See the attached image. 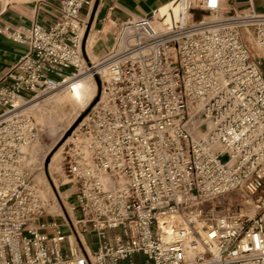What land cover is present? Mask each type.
Returning <instances> with one entry per match:
<instances>
[{
	"label": "built area",
	"instance_id": "obj_1",
	"mask_svg": "<svg viewBox=\"0 0 264 264\" xmlns=\"http://www.w3.org/2000/svg\"><path fill=\"white\" fill-rule=\"evenodd\" d=\"M174 1L179 16L161 31L159 8L123 23L114 36L125 44L101 71L84 51L88 0H61L49 26L0 28L27 46L0 77V264H264V12ZM91 69L97 91L54 185L72 189L56 216L65 235L32 182L25 147L36 126L21 109ZM232 191L245 210L216 211ZM84 233L96 236L91 250Z\"/></svg>",
	"mask_w": 264,
	"mask_h": 264
},
{
	"label": "rangeland",
	"instance_id": "obj_2",
	"mask_svg": "<svg viewBox=\"0 0 264 264\" xmlns=\"http://www.w3.org/2000/svg\"><path fill=\"white\" fill-rule=\"evenodd\" d=\"M220 14L221 13H219V15ZM204 15L210 16L211 18L214 17V14H210L206 11H195L194 19H198V17ZM90 33L92 34L90 44L92 47L97 35L94 29H92ZM251 53L255 54V51L252 50ZM87 57L93 63L99 61V59L95 56L91 57L88 54ZM93 70L94 69H91L90 71L85 72L76 79L63 82L57 89L48 91L38 98L31 99L32 101L30 100V102L22 108L27 115L33 118L36 126V136L30 144V147L27 149V152L31 155L32 160L30 166L31 177H33L34 181L37 183L43 184L50 195H52L50 188L53 189L60 204L62 200L63 203L66 201L69 205L72 197L66 199V196L61 197L59 194V191H65L68 186L59 187L58 192L55 190V178L59 180L61 176L55 171H59L60 169V161L63 156L62 153L67 149L68 145L72 141V135L78 133L79 131V124L82 120L84 112L86 111L81 112V110H83L89 103H92V99L95 97L97 91V81L96 77H93L91 73ZM89 74H91L92 78ZM71 125H73V129L69 133L66 132ZM77 126H79V128L72 134L73 130L76 129ZM69 135H71V138L67 140ZM65 140L67 141L65 142ZM64 142L65 144L63 145ZM62 145L63 148H61ZM59 153L60 155L58 156ZM52 157V160L55 159V161H53L49 168L48 165L45 164V161L47 158L50 160ZM61 171L64 174L63 164H61ZM64 205L67 207L65 203ZM215 205L216 211L229 206L230 210H238L240 208L245 210L246 207L245 203L242 201V194L238 191H232L219 197L215 201ZM75 216L76 218H81L79 210L75 211ZM59 221L60 219H57V222ZM78 228L80 231L83 230L81 225H79ZM61 231L63 233H67L69 232V229L66 226H61ZM84 236L90 247L93 249L96 241L95 234L84 233Z\"/></svg>",
	"mask_w": 264,
	"mask_h": 264
},
{
	"label": "crops",
	"instance_id": "obj_3",
	"mask_svg": "<svg viewBox=\"0 0 264 264\" xmlns=\"http://www.w3.org/2000/svg\"><path fill=\"white\" fill-rule=\"evenodd\" d=\"M60 1L0 0V28H7L9 31L19 26L27 27L33 22L49 26L56 19ZM248 1L252 2L257 12H264V0H220V12L223 15H230L233 12L242 11L247 7ZM169 2L171 0H88V3L82 6L81 16L87 22L89 32L94 29L97 37L91 47L92 34L88 35L84 51L91 57L103 58L111 50L114 44V35L123 23L147 16L153 9L162 7ZM26 50L25 44L15 42L5 33H0V77L13 68ZM59 223L63 225L62 221ZM69 233L70 231L63 234L69 235ZM80 238L87 244L85 249L91 250L84 234L80 235ZM64 248L67 249V242L64 243ZM73 248L77 251L81 249L80 244L76 241ZM135 260L141 264L143 256L136 255Z\"/></svg>",
	"mask_w": 264,
	"mask_h": 264
},
{
	"label": "bare ground",
	"instance_id": "obj_4",
	"mask_svg": "<svg viewBox=\"0 0 264 264\" xmlns=\"http://www.w3.org/2000/svg\"><path fill=\"white\" fill-rule=\"evenodd\" d=\"M159 8V10H158V13L155 15V17H158V16H161V15H166V18L164 19V22H160L159 20H157L156 18L152 21V23H151V25H152V27L156 30V31H161V30H163L164 29V25H170L171 23H172V19H173V17L175 18V19H177L178 18V16H179V9H180V3H177V1H174V0H171V2H169L168 4H166V5H164V6H162V7H158ZM163 8V9H162ZM170 10L172 11V12H170ZM203 18L205 19V20H210V19H213V18H211L210 16H207V15H204L203 16ZM186 19H190V13L187 15V17H186ZM136 20H134V21H129L128 23H133V22H135ZM91 32V31H90ZM90 32H89V34H90ZM88 34V35H89ZM88 37V36H87ZM124 41L125 40H121V41H119V40H117L116 38H115V36H114V44H113V46H112V48L113 47H118V49H121V48H123V46H124ZM111 48V49H112ZM100 60L101 59H99V61H97V62H95L94 63V66H93V68H99V70L101 71L102 69H103V67H101V66H99L100 65ZM89 76L92 78V76H91V74H89ZM91 84V83H90ZM91 89V88H90ZM45 93H47V92H45ZM89 93H91V92H89ZM44 94V93H43ZM43 94H40V95H37L36 97H34L33 99H35V98H38V97H40L41 95H43ZM103 97H104V95H103ZM32 101V100H31ZM30 102V101H29ZM29 102H27V103H29ZM27 103H25V104H23V106H22V108L24 107V105H26ZM21 110H23V109H21ZM24 111V110H23ZM26 114V113H25ZM27 115V114H26ZM29 116V115H28ZM79 126H80V124H79ZM79 126H77L76 127V129H74L73 130V132H72V134L79 128ZM73 129V125H71L67 130H66V132H70L71 130ZM71 138V135H69L68 136V138H67V140H69ZM67 140H65V142L67 141ZM65 142L63 143V145L65 144ZM63 145H62V147L61 148H63ZM30 147V145H28V146H26L25 147V151L27 152V149ZM28 153V152H27ZM61 153V152H60ZM60 153L58 154V156L60 155ZM57 154V153H56ZM55 154V155H56ZM29 155V157H28V164L31 166V162H32V160H31V155L30 154H28ZM54 155V156H55ZM53 159V157L49 160L48 158L46 159V161H45V164H47L48 165V167L50 168V165L53 163V161H55V159L54 160H52ZM62 157H61V161H60V169H59V171H55L56 173H58V174H60L61 176H60V178H59V180H57L56 178H55V180H56V183H55V181H54V185L55 186H59V184L60 183H63L64 181H65V177H64V174L62 173V171H61V164H62ZM31 168V167H30ZM32 182H33V184L35 185V187H37L38 189H39V191H40V194H41V196L44 198V199H46L48 202H49V209H48V212L49 213H51L53 216H60V215H63V213H62V210H61V204H60V202H59V200H58V198H57V196H56V194L54 193V191H53V189H51L50 188V191H51V194L52 195H50L49 193H48V191H47V189L45 188V186L43 185V184H39V183H37L36 181H34V178L32 177ZM70 191H72V189H68V190H66V191H59V194H60V196L61 197H65V196H67V194L70 192ZM66 205H67V207H69V205L66 203V201L64 202ZM170 218L171 219H175L178 223L180 222V219L178 218V217H165L164 218V220H166V221H170ZM57 219L59 220L60 218L59 217H57ZM161 228H162V230H163V233H165L166 232V230H167V226L166 225H161ZM67 240L69 241V243L73 246V245H75V239H74V237H73V235H70L68 238H67Z\"/></svg>",
	"mask_w": 264,
	"mask_h": 264
}]
</instances>
